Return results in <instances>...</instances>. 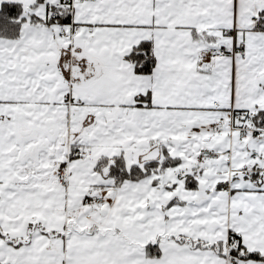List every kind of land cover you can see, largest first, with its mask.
<instances>
[{
	"label": "snow or ice",
	"instance_id": "6c2138e0",
	"mask_svg": "<svg viewBox=\"0 0 264 264\" xmlns=\"http://www.w3.org/2000/svg\"><path fill=\"white\" fill-rule=\"evenodd\" d=\"M0 264H264V0H0Z\"/></svg>",
	"mask_w": 264,
	"mask_h": 264
}]
</instances>
